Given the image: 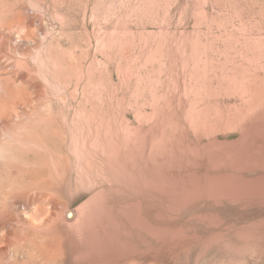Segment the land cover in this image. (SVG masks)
Here are the masks:
<instances>
[{
  "label": "rangeland",
  "instance_id": "374dc122",
  "mask_svg": "<svg viewBox=\"0 0 264 264\" xmlns=\"http://www.w3.org/2000/svg\"><path fill=\"white\" fill-rule=\"evenodd\" d=\"M0 264H264V0H0Z\"/></svg>",
  "mask_w": 264,
  "mask_h": 264
},
{
  "label": "bare ground",
  "instance_id": "6f19581e",
  "mask_svg": "<svg viewBox=\"0 0 264 264\" xmlns=\"http://www.w3.org/2000/svg\"><path fill=\"white\" fill-rule=\"evenodd\" d=\"M138 193H139V196H138V198H140V200L141 199H143V202L146 200V197H147V195H148V189H146V188H142V189H138V191H137ZM145 208V214H142L141 216L139 215V213H137L136 212V214H131V220L132 221H135V223H137L138 224V222H140L141 220H142V218H144V217H146V212H147V210H146V206L145 207H142V209H144ZM65 219L66 220H74V216H73V214L72 213H70V212H67L66 214H65ZM114 222H116V223H118L117 221H114ZM114 224V223H113ZM113 224H111V225H109V227L111 228V231H113V232H115V233H117V231H118V229H115L114 228V225ZM147 225H145V223H144V229L142 230L143 231V236L141 235V233H139V235L143 238V239H147ZM120 228H123L122 227V223L120 222ZM88 234H89V232H87V230L85 229L83 232H82V235H83V238L84 239H86V238H89V242H90V244H92V245H94V248H95V250L96 251H101V250H104V248H105V246H104V243H105V241L106 242H109V241H107L108 239H106V238H101V237H99V239L98 238H96V237H88ZM26 235V234H25ZM81 236V235H80ZM114 236H115V239H119V237L118 236H116L115 234H114ZM114 239V240H115ZM75 240V239H74ZM119 240H121V239H119ZM52 248V247H51ZM133 248H136L137 249V246H133ZM50 249V248H49ZM51 250V249H50ZM55 251V250H54ZM53 250H52V252L51 253H53L54 252ZM56 255V254H55ZM69 255H70V252L68 253V255H67V257L69 258ZM123 257H134V256H131V255H126V256H120V258H123ZM135 258H137V257H135ZM138 258H140V257H138Z\"/></svg>",
  "mask_w": 264,
  "mask_h": 264
}]
</instances>
